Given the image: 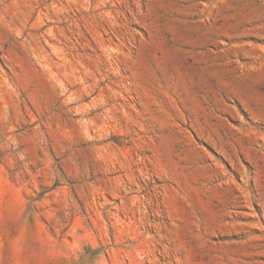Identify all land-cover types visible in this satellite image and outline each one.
I'll use <instances>...</instances> for the list:
<instances>
[{"label":"rangeland","instance_id":"obj_1","mask_svg":"<svg viewBox=\"0 0 264 264\" xmlns=\"http://www.w3.org/2000/svg\"><path fill=\"white\" fill-rule=\"evenodd\" d=\"M0 264H264V0H0Z\"/></svg>","mask_w":264,"mask_h":264}]
</instances>
